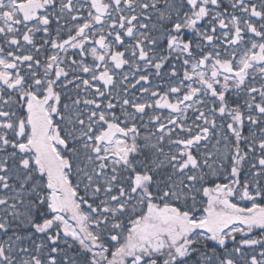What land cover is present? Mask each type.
Returning <instances> with one entry per match:
<instances>
[{
	"label": "snow or ice",
	"instance_id": "1",
	"mask_svg": "<svg viewBox=\"0 0 264 264\" xmlns=\"http://www.w3.org/2000/svg\"><path fill=\"white\" fill-rule=\"evenodd\" d=\"M0 264H264V0H0Z\"/></svg>",
	"mask_w": 264,
	"mask_h": 264
}]
</instances>
